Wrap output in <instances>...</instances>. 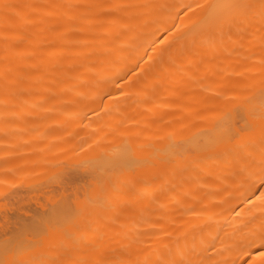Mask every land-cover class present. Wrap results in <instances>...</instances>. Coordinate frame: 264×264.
<instances>
[{
	"label": "bare ground",
	"instance_id": "6f19581e",
	"mask_svg": "<svg viewBox=\"0 0 264 264\" xmlns=\"http://www.w3.org/2000/svg\"><path fill=\"white\" fill-rule=\"evenodd\" d=\"M83 94L119 106L50 105ZM31 100L0 111V136L29 139L22 171L87 177L32 188L42 213L0 235V264H245L264 246V0H0V102ZM81 114L90 130L51 125Z\"/></svg>",
	"mask_w": 264,
	"mask_h": 264
},
{
	"label": "rangeland",
	"instance_id": "374dc122",
	"mask_svg": "<svg viewBox=\"0 0 264 264\" xmlns=\"http://www.w3.org/2000/svg\"><path fill=\"white\" fill-rule=\"evenodd\" d=\"M50 102V105L53 107L63 106L67 109H73L75 107H101L103 109L108 106H119L117 102L111 103V101H109V96L107 95H101V97L99 95H96L95 102H93V99H91V97H88L87 94L81 95L76 101L70 99L68 96H63L61 104H58L56 100H52ZM10 107L15 111H19L21 107H23L27 112H29V109H40L42 107V104L36 102L35 100L25 101L23 103L17 101L0 102V111ZM92 120L93 119L90 118V115L81 114L80 116L68 122L65 121L60 123L53 120L51 121V125L53 128L56 127L57 131L68 129L70 126L78 131L90 130L92 127ZM0 121L2 123H6L7 119L4 116H1ZM19 122L26 125L28 124V122L26 123L22 120H19ZM30 124L34 125L36 123ZM31 127L32 126L29 127V134L33 133V129H30ZM35 141L36 139L34 138L33 140H31V142ZM29 144L30 142L29 139H27V135H25V137H18L11 136L7 133H2L0 136V147H3L1 149H3L5 164V167L0 168V171L3 172V177L0 180V235L4 237L6 234L10 235V232L13 229V222L15 219H17L16 217L20 216L22 219L30 222L32 220V214H40V212L43 210L41 203H46V197L44 196V194L39 195V197L37 196L38 188H43L44 191L46 187H48V189L54 188L56 190L53 189L52 191H55L56 193L52 192L51 189L50 191L55 194H60L63 191L62 189L64 185L67 186L68 184L70 187H72V190L73 183L79 182L83 184L87 177L86 174L81 170L79 164H77V161H74L72 159L59 162L56 167L49 173L43 172L32 175L25 174L20 166V158L23 154L22 148ZM60 181H62L64 185L62 183V185L59 184ZM239 185L247 189L250 194V201H252L255 196L261 193L253 192V183L251 182H241ZM32 188H35V190H37L36 194H34L35 191H33ZM30 189L31 191H33V193L30 192ZM48 189L46 190L49 191ZM16 196L18 197V200ZM19 198H22V201L20 199L21 202H18ZM19 207H21L22 209H20ZM29 211H31V215ZM2 226H7V228H1ZM207 252L209 255L214 253L212 249H208ZM252 262L253 264H264V246L259 248L253 254L248 255L245 264H251Z\"/></svg>",
	"mask_w": 264,
	"mask_h": 264
}]
</instances>
